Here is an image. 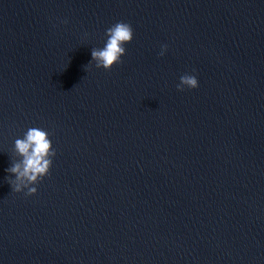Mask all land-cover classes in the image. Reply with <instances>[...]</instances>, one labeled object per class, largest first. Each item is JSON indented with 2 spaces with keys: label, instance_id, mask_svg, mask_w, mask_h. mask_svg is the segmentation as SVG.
<instances>
[{
  "label": "water",
  "instance_id": "1",
  "mask_svg": "<svg viewBox=\"0 0 264 264\" xmlns=\"http://www.w3.org/2000/svg\"><path fill=\"white\" fill-rule=\"evenodd\" d=\"M30 127L56 156L27 196ZM0 264H264V0H0Z\"/></svg>",
  "mask_w": 264,
  "mask_h": 264
},
{
  "label": "clouds",
  "instance_id": "2",
  "mask_svg": "<svg viewBox=\"0 0 264 264\" xmlns=\"http://www.w3.org/2000/svg\"><path fill=\"white\" fill-rule=\"evenodd\" d=\"M133 35V28L129 23L119 21L109 27L106 30L107 40L104 47L92 49V61L89 65L95 61L96 68L110 71L114 65L122 63L121 57L126 53L124 45L132 41ZM166 50L167 45H162L159 55L163 56ZM198 86L195 75L184 74L176 87L178 91H184L185 88L195 89ZM14 151L19 159L6 169L10 174L7 182L14 192L20 193L26 189L25 195H35L37 193L35 185L49 174L52 158L56 156L49 133L38 127L28 128L23 138L15 140Z\"/></svg>",
  "mask_w": 264,
  "mask_h": 264
}]
</instances>
